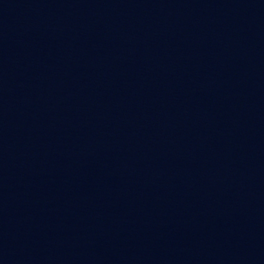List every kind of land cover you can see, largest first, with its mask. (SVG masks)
I'll return each mask as SVG.
<instances>
[{"label":"water","instance_id":"1","mask_svg":"<svg viewBox=\"0 0 264 264\" xmlns=\"http://www.w3.org/2000/svg\"><path fill=\"white\" fill-rule=\"evenodd\" d=\"M0 264H264V0H0Z\"/></svg>","mask_w":264,"mask_h":264}]
</instances>
